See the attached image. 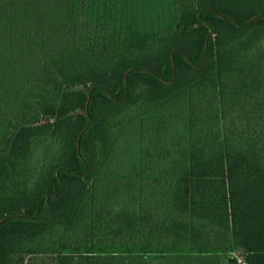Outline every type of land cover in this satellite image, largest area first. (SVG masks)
Wrapping results in <instances>:
<instances>
[{
    "label": "trees",
    "instance_id": "trees-1",
    "mask_svg": "<svg viewBox=\"0 0 264 264\" xmlns=\"http://www.w3.org/2000/svg\"><path fill=\"white\" fill-rule=\"evenodd\" d=\"M44 263L264 264V0H0V264Z\"/></svg>",
    "mask_w": 264,
    "mask_h": 264
},
{
    "label": "rangeland",
    "instance_id": "rangeland-1",
    "mask_svg": "<svg viewBox=\"0 0 264 264\" xmlns=\"http://www.w3.org/2000/svg\"><path fill=\"white\" fill-rule=\"evenodd\" d=\"M41 260L39 259L38 262H40ZM45 264V263H44Z\"/></svg>",
    "mask_w": 264,
    "mask_h": 264
}]
</instances>
